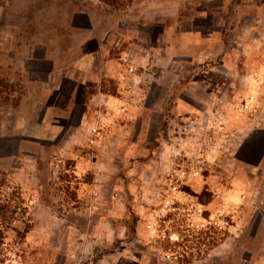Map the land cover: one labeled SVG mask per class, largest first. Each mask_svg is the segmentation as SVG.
<instances>
[{
    "label": "rangeland",
    "instance_id": "1",
    "mask_svg": "<svg viewBox=\"0 0 264 264\" xmlns=\"http://www.w3.org/2000/svg\"><path fill=\"white\" fill-rule=\"evenodd\" d=\"M263 136L264 0H0V264H264Z\"/></svg>",
    "mask_w": 264,
    "mask_h": 264
},
{
    "label": "crops",
    "instance_id": "2",
    "mask_svg": "<svg viewBox=\"0 0 264 264\" xmlns=\"http://www.w3.org/2000/svg\"><path fill=\"white\" fill-rule=\"evenodd\" d=\"M79 18L85 19L88 24L87 25L80 24ZM72 29L74 30L75 34H77V37L80 40L78 42V47L76 48L77 49L76 51L79 54L78 59H80L77 62L78 69L76 68V71H79L81 73H86L87 71L91 69L89 67V64L92 63V61H95L96 65H100V66L102 64L106 65L105 68L107 69V74H110V71L114 74V72H116L118 68H120L121 70V64L123 65L127 60L126 58L127 51L124 50V48H122V45H120V42L113 45V43L115 42V39L117 40L118 37L117 38L116 36L114 37L112 30L106 31V29H104L100 25L99 18L96 13L83 12V13H78L74 15L72 19ZM119 38L121 39V36ZM133 39L134 40H131V41L135 42V38ZM124 41H126L125 38H124ZM126 43H123V44H126ZM114 51L118 52V57L112 56V53ZM117 65H120V66L116 68ZM121 78H124V77L122 76ZM121 78H119L118 81L122 80ZM115 87H114V90L111 92L109 89H106L104 87L103 83H101L98 86V89H97L98 91L96 90V92L102 95L108 96V97H114V96L117 97V92L120 93V90H119L120 87L118 86L116 88ZM262 140H264V136L262 137Z\"/></svg>",
    "mask_w": 264,
    "mask_h": 264
},
{
    "label": "flooded vegetation",
    "instance_id": "3",
    "mask_svg": "<svg viewBox=\"0 0 264 264\" xmlns=\"http://www.w3.org/2000/svg\"><path fill=\"white\" fill-rule=\"evenodd\" d=\"M257 139V138H256ZM260 139H261V141H260ZM260 139H257V140H255V142L254 143H250L249 144V146L247 147H245L243 150H242V154L244 155V156H248L249 157V151H250V149H252V150H254V149H257V148H259V147H264V140H262V138H260ZM254 146V147H253ZM253 147V148H252Z\"/></svg>",
    "mask_w": 264,
    "mask_h": 264
}]
</instances>
